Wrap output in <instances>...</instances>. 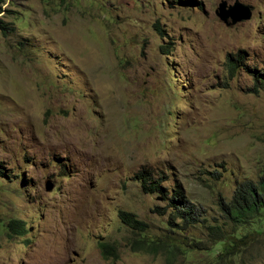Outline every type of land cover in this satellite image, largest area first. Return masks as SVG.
Masks as SVG:
<instances>
[{
	"label": "rangeland",
	"instance_id": "374dc122",
	"mask_svg": "<svg viewBox=\"0 0 264 264\" xmlns=\"http://www.w3.org/2000/svg\"><path fill=\"white\" fill-rule=\"evenodd\" d=\"M220 1L1 0L0 264H167L131 250L117 217L133 213L148 238L168 229L142 169L202 219L172 228L200 242L170 264H264V214L235 230L234 254L205 228L230 230L221 203L264 176V91L248 90L264 69V0H238L251 15L229 26Z\"/></svg>",
	"mask_w": 264,
	"mask_h": 264
},
{
	"label": "trees",
	"instance_id": "16d2710c",
	"mask_svg": "<svg viewBox=\"0 0 264 264\" xmlns=\"http://www.w3.org/2000/svg\"><path fill=\"white\" fill-rule=\"evenodd\" d=\"M180 1L185 2L186 0ZM3 11L4 8L0 0V16ZM156 29L160 31L158 27H156ZM10 30H12L11 27L0 18V32L5 34ZM236 62L240 61L235 60L230 62L231 70L235 68ZM244 67L246 66L244 65ZM249 75L253 79V84L248 90L253 93H257L258 89L264 91V69L253 68L250 70ZM2 174L0 169V176ZM134 176L135 179L138 180L140 189L143 192H156L165 201L163 207H154V210L156 212L158 211V214H164L165 207L170 209L165 221L168 229L157 238H148L145 233L147 227L146 223L138 219L133 213L119 209L117 211V217L120 222L128 227L133 235H135L128 241L129 248L133 251L140 250L146 253L161 254L164 256L165 263L167 264L171 263L174 255L183 254L186 246H190V248L195 246L198 248L200 241L189 238V241L186 242L178 237L180 233L177 234L172 231V228L180 231L190 225L202 222L199 211L196 206L187 199L182 188L178 184H175L169 192H166L167 190L161 187L158 179H154L153 176L144 169L138 170ZM221 209L223 211V219L230 224L228 225L230 230L226 231V229L223 228L226 224L224 221L221 224L205 225L209 236L208 241L220 243V256L226 253L234 254L242 251L244 246H239L235 249V240L241 241L244 235H234L235 230L239 227L248 226L254 220L259 221L263 216L264 176L260 177L258 181H252L250 179L240 181L234 187L231 197L226 202L221 203ZM16 222L20 224L17 232L18 234H22L25 230L22 222ZM185 243H187V245ZM97 246L104 258L108 255L115 256V247L112 244L98 241Z\"/></svg>",
	"mask_w": 264,
	"mask_h": 264
},
{
	"label": "water",
	"instance_id": "95a60500",
	"mask_svg": "<svg viewBox=\"0 0 264 264\" xmlns=\"http://www.w3.org/2000/svg\"><path fill=\"white\" fill-rule=\"evenodd\" d=\"M216 17L224 23V25H233L234 23L248 19L251 10L247 5L242 4L238 0H234L231 4H227L225 0H221L214 9ZM44 189L50 191L52 184L45 182Z\"/></svg>",
	"mask_w": 264,
	"mask_h": 264
}]
</instances>
